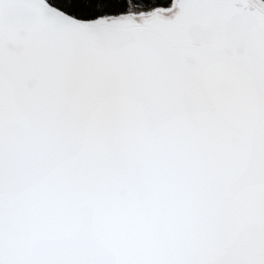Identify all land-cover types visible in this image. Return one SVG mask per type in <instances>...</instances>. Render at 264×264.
<instances>
[{"label": "snow or ice", "instance_id": "1", "mask_svg": "<svg viewBox=\"0 0 264 264\" xmlns=\"http://www.w3.org/2000/svg\"><path fill=\"white\" fill-rule=\"evenodd\" d=\"M0 264H264V0H0Z\"/></svg>", "mask_w": 264, "mask_h": 264}]
</instances>
